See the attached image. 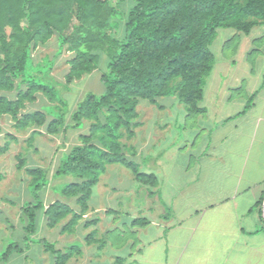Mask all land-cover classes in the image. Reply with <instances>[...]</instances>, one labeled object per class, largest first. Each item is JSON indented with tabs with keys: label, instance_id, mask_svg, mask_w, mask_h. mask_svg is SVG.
I'll return each mask as SVG.
<instances>
[{
	"label": "trees",
	"instance_id": "obj_1",
	"mask_svg": "<svg viewBox=\"0 0 264 264\" xmlns=\"http://www.w3.org/2000/svg\"><path fill=\"white\" fill-rule=\"evenodd\" d=\"M121 3L0 0V117H11L20 130L33 129V136L42 132L59 136L83 125L88 128L87 133L79 134L80 144L66 151L52 176H72L75 180L60 189L62 200L53 201L47 208L49 170L28 166L26 159L17 156L18 168L25 169L30 177L32 199L21 208L23 238L20 243L9 244L0 255V263L29 250L42 219L50 229L60 228L61 234L73 233L90 210L93 189L108 165L120 164L131 170L140 184L156 186V177L141 173L123 153L126 146L122 139H131L138 125L139 103L159 107L161 98L176 97L190 116L200 113L205 80L213 69L211 45L217 31L233 29L249 34L253 28L264 26V0H134L119 22L115 20ZM121 22L124 35L119 38ZM53 38L59 44L55 57L35 63V51ZM64 50L71 57L65 81L59 83L51 73L56 57ZM104 54L107 66L100 77L104 93L87 94L69 114L64 93L70 92L76 81L98 71ZM40 98L46 103L27 112V105ZM9 145L6 142L0 147V156L9 151ZM67 201H73L75 207ZM139 222L143 223L135 224ZM93 238L90 234L86 240L90 243ZM38 242L44 244L54 264H68L81 254V246L71 245L63 252L53 243ZM114 264L124 261L118 259Z\"/></svg>",
	"mask_w": 264,
	"mask_h": 264
},
{
	"label": "crops",
	"instance_id": "obj_2",
	"mask_svg": "<svg viewBox=\"0 0 264 264\" xmlns=\"http://www.w3.org/2000/svg\"><path fill=\"white\" fill-rule=\"evenodd\" d=\"M256 28L264 30L257 26L251 32ZM233 31L222 51L233 39L238 38L239 44L221 61L214 55L212 79L204 84V106L199 105L202 111L195 114L206 134L204 141H171L174 121L169 119L175 112L169 105L159 104L162 98L159 107L147 102L157 108L138 112L128 158L141 167V160L147 157L139 170L154 175L158 183L142 185L131 170L128 180L140 185L138 190L148 187L154 203L147 207L128 204L123 209L93 205L99 182L93 189L90 210L70 233V242L84 243L81 254L73 256L70 264H114L118 259L124 264H264V66L261 80L252 86L237 75L230 76L237 65L240 42L251 34ZM254 70L251 67L249 75ZM240 92L243 94L235 98ZM161 116L167 121H158ZM188 117L185 109L184 124ZM175 156H179V165ZM122 175L126 173L114 168L106 179ZM104 188L99 196L111 192ZM119 188L113 189L114 195ZM123 214L127 222L120 221ZM137 221L143 223L135 224ZM46 229L50 228L42 219L32 238H39ZM90 234L94 238L88 243ZM34 251V245L29 246L27 252L15 253L3 264L25 262V254Z\"/></svg>",
	"mask_w": 264,
	"mask_h": 264
},
{
	"label": "rangeland",
	"instance_id": "obj_3",
	"mask_svg": "<svg viewBox=\"0 0 264 264\" xmlns=\"http://www.w3.org/2000/svg\"><path fill=\"white\" fill-rule=\"evenodd\" d=\"M114 3L120 2V0H112ZM134 5V0H122V3L119 7V16H117L115 21L120 22V17L128 11ZM263 28L254 29L251 34L244 38L240 42L241 50L237 55V65L235 68L231 69L230 76L237 75L241 77V80L249 81V85L252 86L254 81H260V76L262 74V67L264 66V39L261 38L263 35ZM233 30L219 29L217 31L216 38L212 44L211 50L215 55L216 61H221L222 58L229 57L231 52L236 50L238 46V38L233 39L227 45L224 51H222V46L233 36ZM124 35V26L121 22L118 36L122 38ZM261 38V39H260ZM240 41V40H239ZM59 44L56 38H53L47 45L41 46L33 54L35 63L44 60L45 58L53 59L58 51ZM245 59H242V57ZM71 57V53L64 50L63 53L56 57V63L54 69L51 73L52 77L59 83L65 81V74L67 73L69 66L67 60ZM246 57L250 58L246 59ZM107 66V56L104 54L102 56L100 66L98 71L94 72L91 75L85 76L79 81H76L73 86L70 87V92L64 93V98L68 102V113L71 114L77 106V103L82 100L87 94L92 93L97 96L104 93V86L100 81L102 72L106 71ZM254 67V72L252 75L248 73L249 69ZM212 74L206 78L205 82L208 84L211 81ZM224 79L227 78V75L223 74ZM231 79V78H229ZM179 79L173 82V85H177ZM237 94V93H236ZM243 93H239L234 97L237 98ZM177 99V98H175ZM46 101L40 98L33 105H27V112L40 109L41 105H44ZM159 104H167L170 111L175 112L174 118L169 120L174 121L171 124V129L169 134H171V141L179 142L184 139L187 141L197 140V144H201L205 139V132L202 131L201 123L199 118L192 115L187 118L186 124H184L182 119V112L187 110V107L184 104H180L177 100H174V97L162 98L159 101ZM200 106H204V103L201 102ZM166 106V105H165ZM166 107V108H167ZM46 108V107H45ZM149 105L147 102H140L137 111L145 112L150 111L151 109H156ZM210 108V107H209ZM142 117V115H141ZM158 121L165 122L167 118L161 116ZM208 118L205 119V123H209ZM204 123V124H205ZM206 124V125H207ZM0 127L3 129V133L0 134V147H3L6 142H9V151L0 156V255H2L9 244L11 243H20L22 236L24 235L22 222V206L31 200V194L29 192L28 184L30 182V177L26 174L25 169H19L17 156L22 159H26L28 166H38L49 170L50 172V186L47 188L45 194V203L48 205L50 202L55 200H62L59 197L60 189L70 183L75 179L72 176H62L57 179H53V173L60 165L61 160L67 154L66 151L69 150L72 146L80 144L79 134L87 133L88 128L83 125L78 130H70L69 134H62L59 136H50L42 132V134L32 135L33 129L20 130L17 128L15 121L12 120L9 116L0 117ZM43 131L42 129H40ZM12 135L16 140H12L8 137ZM32 139V140H31ZM130 143L131 140L126 136L122 139V144L126 146L123 153L129 157L130 156ZM189 153V152H188ZM147 157H144L140 164V170H142L143 160ZM176 164L179 165L180 159L179 156H175ZM120 169L126 173L122 176H113L106 179L107 173L110 169ZM178 173V170L175 171V174ZM132 172L120 164H115L113 166L108 165L106 171L100 177V185L97 186L94 190V197L92 204L95 205H111L114 208H127L128 204H136L141 206H150L152 205L153 200L148 197V192L150 189L148 187H142L143 189L138 190L140 185L134 184L132 181L128 180L132 176ZM105 186L108 187V190L111 192L106 196L105 194H100L99 191L104 190ZM118 192L114 195L113 189L117 188ZM134 186V187H133ZM135 191V193L133 192ZM102 192V191H101ZM103 193V192H102ZM105 195V197H103ZM109 196H112L110 198ZM72 207H75L73 201H67ZM123 218L120 219L124 222H127L125 214L122 215ZM130 218V217H129ZM130 220V219H129ZM68 221L65 220L63 223ZM60 228L58 229H46L43 231V234L39 238H31L33 243H29L30 248L34 245L35 250L34 254L26 253V260L20 261L17 264H54L53 257L51 254L45 251L44 244L38 242V240L43 239L49 243H53L56 246V249L61 251H67L71 245L83 246V241L74 240L70 242V234H61ZM82 231L80 232V234ZM80 237V236H79ZM37 249L41 250L37 252ZM28 251V250H27ZM26 251V252H27ZM40 253V254H39ZM3 264V263H0ZM70 264V261L68 262Z\"/></svg>",
	"mask_w": 264,
	"mask_h": 264
}]
</instances>
